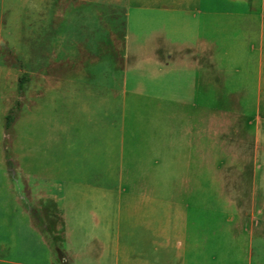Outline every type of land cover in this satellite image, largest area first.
Segmentation results:
<instances>
[{
  "label": "rangeland",
  "instance_id": "374dc122",
  "mask_svg": "<svg viewBox=\"0 0 264 264\" xmlns=\"http://www.w3.org/2000/svg\"><path fill=\"white\" fill-rule=\"evenodd\" d=\"M258 6L259 0H184L181 4L180 0H0L2 200L13 192V183L18 187L14 150L17 135L23 150L29 145L30 71L35 59H46L48 48L61 40L85 38L89 26L109 23L122 29L128 21L135 29L130 40L135 44L147 40L150 55L169 54L187 62L202 54L215 58L212 90H196L195 96L180 104L178 120L191 122V128L183 131L187 141L177 144L176 150H182L181 161H176L179 172H173L175 164L167 158L161 174L123 176L116 183L118 206L110 209L116 223L103 222L100 208L79 205L72 196L63 215L53 197L31 200L18 181L23 203L39 231L38 255L22 252L18 232L1 226V241L5 246L13 242L6 248L12 263L6 264L30 260L45 264L42 253L47 251L54 264H264V90H239L237 72L238 68L252 72L260 65L255 58L264 55V27L255 28L253 18L242 14ZM195 7L214 11L207 28L214 44L196 48L164 43V33L158 30L162 23L167 35L172 24L184 29L180 34L189 35L183 21L171 17L191 18ZM143 34H148L147 39ZM180 92L191 95L190 90ZM10 110L12 121L6 128ZM20 113L26 115L21 125L17 124ZM62 177L64 186L81 179L65 171L55 175ZM143 177L149 189L136 191Z\"/></svg>",
  "mask_w": 264,
  "mask_h": 264
},
{
  "label": "crops",
  "instance_id": "0c3cea01",
  "mask_svg": "<svg viewBox=\"0 0 264 264\" xmlns=\"http://www.w3.org/2000/svg\"><path fill=\"white\" fill-rule=\"evenodd\" d=\"M181 1L184 0L180 4ZM213 14L211 9L195 7L191 18L171 17V21H183L189 35L180 34L184 29L176 24L168 28L171 34L167 35L166 24L162 23L158 30L164 33L163 42L196 48L212 46L213 38L207 28ZM242 14L253 18L258 26L255 28L263 29L264 0ZM134 31L128 21L122 29L109 23L89 26L85 38L61 40L46 50L45 60L35 59L27 101L29 145L23 150L20 147L23 141L17 135L14 172L19 179L14 182L17 180L18 187L13 183L10 192L5 184L12 197L0 199V227L18 232L22 252L38 255L39 231L23 203L18 181L24 184L31 200L53 197L63 215H66L65 204L72 196L79 205L100 208L97 212L105 215L103 222L116 223L110 209L118 206L116 183L123 176L160 172L167 158L175 164L173 172H179L176 161H181L182 150H176L177 144L187 141L183 131L185 127L191 128V122L178 120L182 113L180 104L195 96L196 90H212L215 58L202 54L187 62L169 54L150 55L151 45L147 40L135 44ZM131 44L136 46L135 50H130ZM254 61L260 65L250 73L237 69L239 90H264V55ZM180 90H190V97ZM25 116L20 113L17 124L21 125ZM262 139L260 151L264 160V136ZM64 171L76 173L81 179L76 185L64 186L63 177L55 178ZM261 172L264 174V166ZM146 187L143 177L136 191L148 190ZM92 217L98 220L96 212ZM161 219L159 211V223ZM11 245L12 241L5 246L0 239V264L12 263L6 249ZM42 254H46L45 264H54L50 252ZM15 263L39 264L32 260Z\"/></svg>",
  "mask_w": 264,
  "mask_h": 264
},
{
  "label": "trees",
  "instance_id": "16d2710c",
  "mask_svg": "<svg viewBox=\"0 0 264 264\" xmlns=\"http://www.w3.org/2000/svg\"><path fill=\"white\" fill-rule=\"evenodd\" d=\"M11 113H12V111L10 110L6 116V125H5L6 128H9L11 125V121H12Z\"/></svg>",
  "mask_w": 264,
  "mask_h": 264
}]
</instances>
